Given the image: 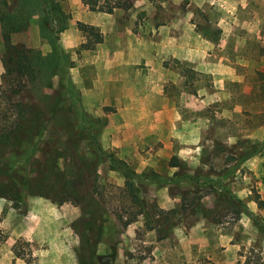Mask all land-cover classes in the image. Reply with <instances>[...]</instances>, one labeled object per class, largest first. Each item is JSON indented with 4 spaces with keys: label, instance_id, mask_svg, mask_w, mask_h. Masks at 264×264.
I'll use <instances>...</instances> for the list:
<instances>
[{
    "label": "rangeland",
    "instance_id": "obj_1",
    "mask_svg": "<svg viewBox=\"0 0 264 264\" xmlns=\"http://www.w3.org/2000/svg\"><path fill=\"white\" fill-rule=\"evenodd\" d=\"M5 33L50 67L9 81ZM197 43L198 71L179 58ZM185 87L201 108L179 100ZM0 131V264H99L112 247L113 264H225L219 234L248 235L227 189L251 201L264 172V0H133L111 13L0 0Z\"/></svg>",
    "mask_w": 264,
    "mask_h": 264
},
{
    "label": "crops",
    "instance_id": "obj_2",
    "mask_svg": "<svg viewBox=\"0 0 264 264\" xmlns=\"http://www.w3.org/2000/svg\"><path fill=\"white\" fill-rule=\"evenodd\" d=\"M183 48L184 50H180L179 52V58L183 62L186 61L193 62V68L197 71L198 69L201 70V68L204 65H203L201 47L199 46V44L197 43V46L187 45V47L184 46ZM233 75L234 78L238 77L240 80L242 81L244 80V75L242 74L239 73L236 74L234 71ZM187 90H188L187 87L181 90V93L179 95V100L180 101L183 100V102H185V107L188 106L186 99L191 100L192 107H186V108L194 109V110L201 108L199 99L197 98L198 100H195V97H190L188 93L189 91ZM245 90L248 92L249 87H247ZM198 125H201V122L199 120H198ZM244 136L246 137L249 135H244ZM240 159L242 160L243 158ZM177 166L178 165H176V167ZM262 174H264V172L260 171L259 169L256 170V176H255L257 179L256 182L260 186L259 187L260 189L257 191V193L260 194V196L255 199H251V201H245L243 199V196L248 194L249 188L244 187L243 189H239L237 191H234L232 189H227L230 192V194L233 196V198L237 197L236 201L238 203H241V205H243L249 210L248 211L249 213L243 216L240 215L241 218L240 221H242V224L246 226L245 231L246 233H248V235L244 237V240H241L234 238L233 235L229 233L222 232L221 234H219V236L217 237L218 243L215 245L217 247L215 248H220L221 250H223L221 258L222 260L224 259V261L222 263L235 264L237 259L235 257L234 252L238 250V248L241 247L242 245L253 248L255 251H257L258 255H261L264 258V230H263V234L259 232V229L262 230L264 228V176H262ZM244 176L246 178L247 173ZM203 200L204 197L203 199H201L202 203Z\"/></svg>",
    "mask_w": 264,
    "mask_h": 264
},
{
    "label": "trees",
    "instance_id": "obj_3",
    "mask_svg": "<svg viewBox=\"0 0 264 264\" xmlns=\"http://www.w3.org/2000/svg\"><path fill=\"white\" fill-rule=\"evenodd\" d=\"M82 2L90 10L103 11L107 13H111L119 8L129 9L133 5V0H82ZM5 20H7V18L3 19V22H5ZM82 26H84L83 28L89 32L98 35V33L95 32L93 26L85 24H82ZM4 41L6 43L8 52L5 54V56H3V63L5 66L6 77L9 78V81L12 82L17 80L21 83L23 77L32 81L36 78L39 72H41V70H45L46 68L50 67L49 56L43 54L41 50L13 44L10 40L9 33H5ZM15 91L18 92L19 89H16ZM9 136L10 133L8 131H0V141L7 140ZM172 164L179 165L177 160H175ZM4 187L5 184L0 183V196H5V192L2 191ZM17 197L20 198L21 193H19ZM236 204L237 205H235V209L237 212V219H239L240 215L244 211L242 208L244 206L238 202ZM262 230H264V228ZM6 239V233L0 228V244ZM115 254V247H112L110 253L106 255H99L98 263L113 264ZM103 256H110V261L108 263L104 262L102 260ZM89 264L95 263L90 262ZM245 264H264V258L261 255H256L254 259L247 258L245 260Z\"/></svg>",
    "mask_w": 264,
    "mask_h": 264
}]
</instances>
